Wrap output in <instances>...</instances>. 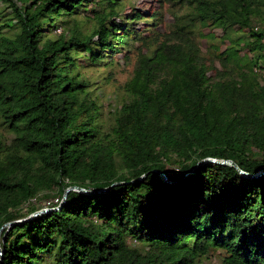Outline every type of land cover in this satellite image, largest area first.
<instances>
[{"label": "trees", "instance_id": "1", "mask_svg": "<svg viewBox=\"0 0 264 264\" xmlns=\"http://www.w3.org/2000/svg\"><path fill=\"white\" fill-rule=\"evenodd\" d=\"M125 1L0 0V264H264V0Z\"/></svg>", "mask_w": 264, "mask_h": 264}, {"label": "rangeland", "instance_id": "2", "mask_svg": "<svg viewBox=\"0 0 264 264\" xmlns=\"http://www.w3.org/2000/svg\"><path fill=\"white\" fill-rule=\"evenodd\" d=\"M15 1L18 4V6L22 7L24 5L22 2L26 0H15ZM132 1H135L136 6L148 9L151 13L154 11V9L157 7L158 4L155 2V0H143L142 2L139 3L136 0H132ZM125 2L127 5L128 0H126ZM158 9L164 12L163 16L161 20L158 21L157 27H155V25H152L150 26V28L151 29L156 28L154 31L162 35L171 30V23L174 21V17L171 13V10H169V3H165L163 8L158 7ZM127 11H131L130 7H127ZM184 11L185 10H182V12ZM151 13H149V16ZM0 18H1L0 24H2L5 21L9 22L10 20L1 11H0ZM92 26H93L92 21L84 20L81 22V27L85 32L90 30ZM59 28L62 30V33H65L66 30L64 26H59L58 29ZM144 28L147 27L144 26ZM60 34L61 32L57 31L56 29L55 33L52 34V37H58ZM162 38L163 37H161V39ZM202 45L203 48L205 49L208 47L207 42L202 41ZM137 56H138V49L133 48L129 52L124 50L122 54H119L117 58L121 60V63L117 61V64H115L114 66L102 65L100 67H88L90 66V64H86L85 61H81L83 65H80L77 68V70L80 71L82 76L88 77L89 79L93 80V82L99 80L98 86H100V88L97 91V94H100L101 92L100 100L104 104V108H103L104 117L107 122H112L114 120L116 112L119 110L124 99L127 97L123 90V85L132 76V72ZM216 66L219 68L218 64ZM213 74H215V72H213ZM58 197L59 196L55 195L48 199L41 198L38 200V203L36 205L40 206L41 210L50 209L53 204L60 203ZM11 227H12L11 224H6L5 226H3V228L0 230V241H2V239L6 236V234L8 233ZM0 250H2L1 245H0ZM202 264H221V257L214 253L211 255V258L209 259L203 258Z\"/></svg>", "mask_w": 264, "mask_h": 264}, {"label": "water", "instance_id": "3", "mask_svg": "<svg viewBox=\"0 0 264 264\" xmlns=\"http://www.w3.org/2000/svg\"><path fill=\"white\" fill-rule=\"evenodd\" d=\"M214 161H216V160H214ZM217 162H218V161H217ZM219 163H222V164H230L231 161L223 160V161H219ZM74 189L82 190V191H86L85 189H83V188H81V187H76V186H75V187H70L69 189L66 190L65 197H66V195L68 194L69 191L74 190ZM59 208H60V207H57V209H59ZM47 210H48V209H46V210H40V211L36 212L34 216H36V215H38V214H40V213L46 212ZM8 224H10V223H8ZM0 254H3V251H2V250H0Z\"/></svg>", "mask_w": 264, "mask_h": 264}, {"label": "built area", "instance_id": "4", "mask_svg": "<svg viewBox=\"0 0 264 264\" xmlns=\"http://www.w3.org/2000/svg\"><path fill=\"white\" fill-rule=\"evenodd\" d=\"M57 31L61 32L62 30L59 28V29H57Z\"/></svg>", "mask_w": 264, "mask_h": 264}]
</instances>
